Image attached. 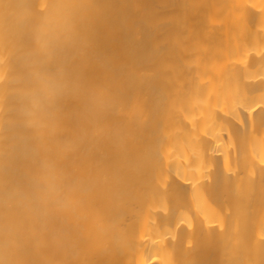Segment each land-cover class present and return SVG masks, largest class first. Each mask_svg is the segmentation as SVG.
<instances>
[{"label":"bare ground","instance_id":"6f19581e","mask_svg":"<svg viewBox=\"0 0 264 264\" xmlns=\"http://www.w3.org/2000/svg\"><path fill=\"white\" fill-rule=\"evenodd\" d=\"M0 264H264V0H0Z\"/></svg>","mask_w":264,"mask_h":264},{"label":"rangeland","instance_id":"374dc122","mask_svg":"<svg viewBox=\"0 0 264 264\" xmlns=\"http://www.w3.org/2000/svg\"><path fill=\"white\" fill-rule=\"evenodd\" d=\"M190 1V0H189ZM196 1V0H195Z\"/></svg>","mask_w":264,"mask_h":264}]
</instances>
